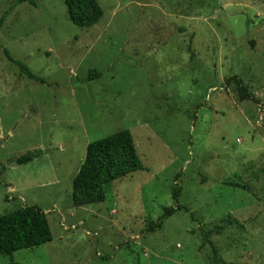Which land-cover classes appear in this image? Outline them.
<instances>
[{
  "label": "rangeland",
  "instance_id": "obj_1",
  "mask_svg": "<svg viewBox=\"0 0 264 264\" xmlns=\"http://www.w3.org/2000/svg\"><path fill=\"white\" fill-rule=\"evenodd\" d=\"M16 2L0 0V215L36 205L52 239L0 264H264V0H97L85 28L64 0ZM123 129L144 169L75 207L87 144Z\"/></svg>",
  "mask_w": 264,
  "mask_h": 264
},
{
  "label": "trees",
  "instance_id": "obj_2",
  "mask_svg": "<svg viewBox=\"0 0 264 264\" xmlns=\"http://www.w3.org/2000/svg\"><path fill=\"white\" fill-rule=\"evenodd\" d=\"M26 0H17L16 4ZM69 21L78 27H89L102 17V10L97 0H64ZM7 13V12H5ZM4 15L0 18V26ZM8 60L16 64L20 71L30 79L39 80L25 65L13 60L4 50ZM98 74L90 75V79ZM234 80L238 86L241 100L257 101L249 93L242 81L236 76L225 80ZM34 155L17 158L16 165L31 162ZM143 165L136 153L132 135L129 130L115 131L103 138L87 144L84 159L72 179L71 199L75 207L100 203L105 200V186L132 172L142 170ZM172 198L177 199L179 189L173 188ZM181 205L164 207L156 223L149 222L147 229L152 231L161 227L164 218L178 210ZM210 233V232H208ZM52 239L46 215L36 205H27L0 215V255L11 256L17 250L38 247Z\"/></svg>",
  "mask_w": 264,
  "mask_h": 264
}]
</instances>
